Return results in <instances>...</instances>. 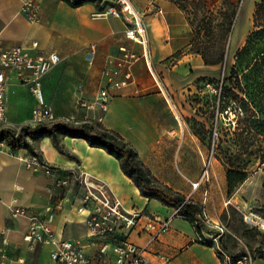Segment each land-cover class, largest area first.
I'll use <instances>...</instances> for the list:
<instances>
[{
	"label": "crops",
	"instance_id": "0c3cea01",
	"mask_svg": "<svg viewBox=\"0 0 264 264\" xmlns=\"http://www.w3.org/2000/svg\"><path fill=\"white\" fill-rule=\"evenodd\" d=\"M24 1L0 0V50L23 46L32 57L59 54V63L41 78L45 104L55 119L87 121L114 131L135 149L158 182L202 204L199 189L203 181L196 188L191 182L200 178L206 150L185 118L195 99L204 94L201 79L209 76L210 65L189 49L190 27L177 4L171 0H132L147 29L144 55L141 46L125 36V21L112 15H95L99 6L94 2L71 7L63 0H31L38 18L30 21L20 10ZM151 2L158 6L157 13L151 11ZM91 44L96 50L92 62H88L85 53ZM121 47L138 54L130 67L131 78L110 91L106 110L87 107L97 96L105 58L120 55ZM35 105L28 85L10 78L6 121L0 127L17 130L31 125ZM31 143L49 165L70 175V182L57 189L51 175L22 164L19 156L31 152L26 148L12 151L0 143V250L4 253L0 264H54L50 258L52 245L36 243L31 248L23 239L28 219L13 216V206L40 211L48 204L59 203L53 221L57 238L79 241L92 250L84 223L86 212L78 211L84 176L88 182L106 185L128 211L142 213L127 238L144 247L146 264H222L215 247L201 243L189 221L177 215L174 207L142 196L117 159L103 148L69 136L61 139L63 152L49 137ZM144 215L169 217L168 229L150 241L149 232L143 229Z\"/></svg>",
	"mask_w": 264,
	"mask_h": 264
},
{
	"label": "rangeland",
	"instance_id": "374dc122",
	"mask_svg": "<svg viewBox=\"0 0 264 264\" xmlns=\"http://www.w3.org/2000/svg\"><path fill=\"white\" fill-rule=\"evenodd\" d=\"M171 1L189 24L190 50L199 54L197 51L207 46L210 55L224 48L223 60L208 66L209 76L201 79L204 94L195 99L185 118L206 150L209 179L203 180L199 189L203 198L207 191L205 211L211 221L224 227L220 245L229 255L234 259L248 255L251 264H264V229L243 219L254 213L264 220V67L242 70L245 64H264V50L237 59V52L254 30L255 5L261 0ZM232 9L231 29L224 37ZM228 169L246 173L230 196ZM211 221L201 226V234L207 238L216 233Z\"/></svg>",
	"mask_w": 264,
	"mask_h": 264
},
{
	"label": "built area",
	"instance_id": "2783aa9c",
	"mask_svg": "<svg viewBox=\"0 0 264 264\" xmlns=\"http://www.w3.org/2000/svg\"><path fill=\"white\" fill-rule=\"evenodd\" d=\"M98 5L102 8H99L95 15H112L122 18L126 23L125 36L140 45L142 54L145 55L147 29L141 14L133 6L132 0H99ZM150 9L154 13L159 11L158 6L152 2ZM20 10L30 21L37 20L36 6L31 0L24 1ZM95 50L94 44L89 45L85 53V59L88 62H92ZM120 51V55H108L105 58L97 96L87 107H99L106 110L112 97L110 91L127 84L131 78L130 67L138 58V54L126 47H121ZM59 61L60 56L56 52H50L45 57H32L29 49L23 46L0 50V123L6 121V87L10 78L28 85L30 92L36 99V105L31 111L32 121L35 124L56 120L50 107L45 104L41 78ZM211 90L212 92L217 91L215 88H211ZM78 102L80 105H85L80 100ZM19 159L26 167L39 168L45 174L51 175L54 180L53 185L57 189L68 186L70 175L61 174L58 168L49 165L41 155L29 153L19 156ZM208 179L209 169L207 163L204 162L199 180L191 182V185L196 188L201 181ZM81 183L83 190L79 197L78 211L86 212L84 223L91 238L92 250L88 251L85 245L79 241L57 238L53 229V221L55 209L60 207L59 203L48 204L40 211H30L24 206L11 208L13 216H26L28 219V229L23 239L29 247L33 248L36 243L52 245L50 258L54 264H146L143 257L144 247L136 245L127 238L131 229L139 223L142 213L128 211L120 198L102 183L88 182L85 176ZM206 196L207 191L204 192L202 210L198 215V218L204 223L211 221L204 207ZM174 211L176 213L177 208H174ZM144 218L143 229L149 232L150 241L157 239L169 227V217L144 215ZM243 219L246 223L264 229V220L254 213L245 214ZM211 222L216 233L208 238L201 235L199 241L204 244L210 242L217 251H220L222 264H251V258L248 255L234 259L221 250L219 239L224 233V227ZM194 223L197 224V221ZM2 257H4V253L0 250V258Z\"/></svg>",
	"mask_w": 264,
	"mask_h": 264
},
{
	"label": "trees",
	"instance_id": "16d2710c",
	"mask_svg": "<svg viewBox=\"0 0 264 264\" xmlns=\"http://www.w3.org/2000/svg\"><path fill=\"white\" fill-rule=\"evenodd\" d=\"M71 7H77L85 2H94L98 5L99 0H63ZM99 6V5H98ZM99 8H102L100 6ZM234 9L228 14V25L224 37L230 32ZM254 30H252L245 41L244 46L237 52V59L248 56L250 53L263 52L264 50V0L255 5L253 14ZM223 46L219 50L208 53V47L203 46L199 52L203 62L208 65L216 64L223 60ZM252 67L245 64L242 70L254 71L261 70L264 64ZM257 66V67H256ZM259 67V68H258ZM64 136L83 138L90 146L103 148L106 152L114 156L123 171L129 177L139 193L148 199H157L161 203L177 208L176 214L189 221L194 227L195 232L201 236L202 221L198 218L201 213V204L193 201L190 197L170 187L158 182L149 172L148 168L141 162L137 152L117 133L98 124L87 121L71 122L67 120H54L52 122H39L34 125H22L17 130L10 127H0V142H4L12 151L19 148H26L31 153H37L31 140L41 137H49L53 146L63 152L61 139ZM38 154V153H37ZM246 177L244 171L228 169L226 171V189L230 196L235 186L242 182ZM197 221V224L194 222ZM212 245L210 242H206ZM221 250L226 252L220 245ZM220 256V251H217ZM228 253V252H226Z\"/></svg>",
	"mask_w": 264,
	"mask_h": 264
}]
</instances>
